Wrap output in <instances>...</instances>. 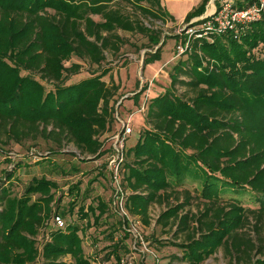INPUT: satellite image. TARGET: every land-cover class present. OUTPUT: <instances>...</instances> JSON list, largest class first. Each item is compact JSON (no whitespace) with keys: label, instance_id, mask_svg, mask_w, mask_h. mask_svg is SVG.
Here are the masks:
<instances>
[{"label":"trees","instance_id":"trees-1","mask_svg":"<svg viewBox=\"0 0 264 264\" xmlns=\"http://www.w3.org/2000/svg\"><path fill=\"white\" fill-rule=\"evenodd\" d=\"M208 2L202 0L184 21L204 14ZM142 17L176 22L162 0H0V143L43 137L62 146L67 139L95 158L106 155L118 131L111 125L118 121L113 101L119 90L114 80H104L112 71L103 65L107 53L118 55L125 45L120 30L138 32L153 46L145 52L146 66L161 59L168 38L162 40L161 29L147 26ZM174 36L178 43L186 40L184 33ZM263 48L264 15L238 37L226 32L193 38L169 71L170 87L149 99L145 127L127 149L122 171L127 211L149 225L153 204L184 194L167 205L158 222H173L177 234L187 231L183 243L172 244L183 248L190 264H201L220 247L239 264H264ZM73 57L97 69L71 82L69 76L82 68L81 62L66 64ZM178 85L192 94H178ZM143 90L132 97L135 102ZM188 181L197 184L196 195L178 190ZM79 188L80 182L70 194ZM57 189L46 177L33 179L19 197L0 186V264H94L85 255L79 223L53 225L38 245L37 236L53 215H66L59 206L53 211ZM246 194L255 205L245 204ZM193 199L204 204L199 213L185 210ZM108 210L98 197L97 205H81L78 212L90 227ZM252 222L256 238L242 231ZM120 224L124 230L130 225L125 218ZM116 231L107 230L114 241L108 260L113 256L121 264V252L132 249L123 238L114 240Z\"/></svg>","mask_w":264,"mask_h":264},{"label":"rangeland","instance_id":"rangeland-1","mask_svg":"<svg viewBox=\"0 0 264 264\" xmlns=\"http://www.w3.org/2000/svg\"><path fill=\"white\" fill-rule=\"evenodd\" d=\"M165 1L169 12L176 17V22L142 17L143 22L147 26L161 29L162 40L166 36L168 37L166 44L162 48L161 59L144 66L145 52L153 51V46L150 45L148 38L138 32L120 30L119 33L126 39V43L118 55L107 53V60L103 64L112 68L111 73L106 75L104 79L108 82L114 80L119 85L117 96L113 101L114 111L118 112L123 119L135 113L131 122L133 132L128 139V147L136 144L141 131L145 127V112H138V106L141 105L145 98L149 101V99L163 93L170 87L169 71L181 58V55H177L176 46L178 41L174 35L179 33L186 23L185 21L181 23L177 21L180 20L185 12L198 7L202 2V0ZM212 3L213 0H209L206 9ZM130 9L131 7L128 6V10L132 11ZM261 51H264V48ZM72 62H81L82 68L78 74L69 76L71 82L87 77L97 69V65H91L88 61L77 57H73L66 64L69 66ZM27 73V71H23V74ZM47 87L51 88L50 85H47ZM143 88H146V90L142 91L139 102L135 103L132 97ZM177 93L183 96L192 94L185 86L181 85H178ZM111 127L113 131H117L121 128V122L113 121ZM112 134H107L105 137ZM5 139L3 143H0V186L9 187L12 195L19 197L35 178L46 177L56 181L58 189L56 191V199L52 203L53 211L55 212L57 206H59L61 210L66 211L65 216L58 213L64 217L66 223H79L81 225L84 230L80 232V235L83 237L85 255L90 257L94 264H116L113 256L108 260V253L111 250L110 245L114 241L108 235L107 230H111L113 227L117 228L114 240L121 241L123 238L125 243L132 249L128 253L125 251L121 252L122 257H129V264H190L183 258V248L172 244L183 243L187 238V231L177 234V227L173 222L168 226L158 222L161 213L167 208V205H174L182 201L184 194L179 195L180 200L173 196L168 202L153 204L150 208V224L146 225L133 215L123 217L119 212H115L112 205L114 191L111 174L107 168L106 155L95 158L83 152L67 139L62 146L56 145L52 138L40 137L36 140H25L22 143L8 142ZM49 151H52V153H49ZM128 161H131L130 157L127 158ZM78 182H80L79 192H74V195L70 194V188ZM196 185L195 182L188 181L179 187L178 190L190 189L191 193L196 195ZM59 197L61 201H57ZM98 197L108 203V213L104 215L99 223L87 227V219L83 220L80 218L79 207L81 205L85 207L90 204L97 205ZM76 198L77 204L74 211L68 212L70 202L76 200ZM244 202L246 205H255V202L248 194L245 195ZM2 207L3 205L0 202V209ZM203 209V202L193 199L185 210L199 213ZM124 218L128 219L130 223V225H125L126 230L120 224ZM90 221L92 224V216H90ZM107 222H112L114 226L110 227ZM51 227H54L53 224L41 228L37 236L39 247H42L49 238L48 233ZM242 231L246 235H252L256 238L253 222L247 224ZM65 259L70 260V257ZM41 263L40 261L38 264ZM201 264H239V262L235 257L228 254L224 247H220L217 252Z\"/></svg>","mask_w":264,"mask_h":264},{"label":"built area","instance_id":"built-area-1","mask_svg":"<svg viewBox=\"0 0 264 264\" xmlns=\"http://www.w3.org/2000/svg\"><path fill=\"white\" fill-rule=\"evenodd\" d=\"M264 15V0H213L211 6L206 9V13L192 18L185 23L179 33L186 36V40L179 42L176 46L177 55H181L190 49L192 39L195 37L208 36L210 33L232 32L235 37L241 35L243 29L250 22L259 20ZM147 99L145 98L138 112H145L147 109ZM135 113L130 114L126 119L116 113V117L121 122V128L111 136L110 150L106 154L107 168L111 174L113 185L112 205L117 212L126 217L129 214L126 208L127 192L122 184L123 164L126 160L128 139L133 132L131 126ZM52 224L57 228H64L66 221L59 214H54ZM129 257L123 258L121 264H129Z\"/></svg>","mask_w":264,"mask_h":264},{"label":"crops","instance_id":"crops-1","mask_svg":"<svg viewBox=\"0 0 264 264\" xmlns=\"http://www.w3.org/2000/svg\"><path fill=\"white\" fill-rule=\"evenodd\" d=\"M163 1V3H164V5L166 6V8L168 9V6H167V2L165 1V0H162ZM169 11V10H168ZM190 11V10H189ZM189 11H187V12H185L182 16H181V18H180V20L179 21H177L178 23L180 22H183L184 21V19H185V17H186V15H187V13L189 12ZM172 14V13H171ZM176 18V17H175ZM167 60H169V59H167ZM163 65V64H162ZM161 67V66H160ZM105 80V79H104ZM107 81V80H106ZM108 82V81H107ZM135 100V99H134ZM136 103V102H135ZM145 124V123H144Z\"/></svg>","mask_w":264,"mask_h":264},{"label":"water","instance_id":"water-1","mask_svg":"<svg viewBox=\"0 0 264 264\" xmlns=\"http://www.w3.org/2000/svg\"><path fill=\"white\" fill-rule=\"evenodd\" d=\"M162 44V42L160 43V45Z\"/></svg>","mask_w":264,"mask_h":264}]
</instances>
